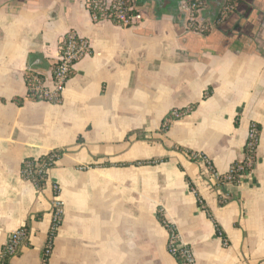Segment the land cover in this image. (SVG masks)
I'll return each instance as SVG.
<instances>
[{
    "label": "crops",
    "instance_id": "0c3cea01",
    "mask_svg": "<svg viewBox=\"0 0 264 264\" xmlns=\"http://www.w3.org/2000/svg\"><path fill=\"white\" fill-rule=\"evenodd\" d=\"M136 1L145 22L123 28L94 21L86 0H0V253L28 227L10 264H179L161 213L194 264H264V0H241L208 35L187 30L189 0ZM204 1L202 20H214L223 0ZM71 31L93 55L60 104L31 100L27 74L50 75ZM254 124L251 173L216 186L189 152L226 175ZM53 151L62 156L39 191L23 163ZM54 184L64 220L44 263Z\"/></svg>",
    "mask_w": 264,
    "mask_h": 264
},
{
    "label": "built area",
    "instance_id": "2783aa9c",
    "mask_svg": "<svg viewBox=\"0 0 264 264\" xmlns=\"http://www.w3.org/2000/svg\"><path fill=\"white\" fill-rule=\"evenodd\" d=\"M238 4L239 0H223L218 16L214 20L204 21L202 20V12L205 9V1L189 0L186 12V28L194 34L208 35L214 29L225 24L237 9ZM85 7L90 16L97 22L107 21L123 28H137L145 22L143 11L138 7L136 0H86ZM91 55H93V49L90 42L79 37L73 31L69 32L59 45L58 59L52 66L51 74L45 75L37 71H30L27 74L29 98L40 103L60 104L63 92L72 79L76 66ZM185 115L182 111L174 110L170 113L169 118L173 122ZM258 143V130L255 125H252L242 161L232 164L226 175H219L205 157L196 153L190 154V157L193 160H202L207 163L216 186L240 184L243 178H239V174L255 166ZM60 158L61 155L53 151L41 158L25 161L22 167L23 179L32 183L37 190H45L49 172L56 166ZM53 192L52 221L42 251L47 257H51L53 253L54 242L64 220V203L60 199L61 189L58 184L53 185ZM167 230L169 232L168 249L171 255L175 259L181 255L184 260L183 264H194L191 249L180 245L177 230L172 225ZM28 239L29 234L26 232V227L15 230L3 245L0 259L16 257L19 251L26 246L25 242ZM227 244L225 241V245Z\"/></svg>",
    "mask_w": 264,
    "mask_h": 264
},
{
    "label": "trees",
    "instance_id": "16d2710c",
    "mask_svg": "<svg viewBox=\"0 0 264 264\" xmlns=\"http://www.w3.org/2000/svg\"><path fill=\"white\" fill-rule=\"evenodd\" d=\"M241 0H239V2H240ZM29 74V73H28ZM195 108H196V105H193V106H191V107H189L188 109H185V110H183L182 112L183 113H185L186 115H188V114H190L192 111H194L195 110ZM170 117V114L167 116V117H165V119L163 120V131L165 132L168 128H169V126H170V124H171V119L169 118ZM256 127H257V130H258V139L260 138V133H261V128L258 126V125H256V124H254ZM54 152H56V153H58V154H60L61 156H62V152H60V151H54ZM189 154H194L193 152H189ZM28 160H30V159H28ZM27 161V160H26ZM55 167V166H54ZM253 169V168H252ZM252 169H247V170H245V171H243V172H241L240 174H239V178L240 177H242V178H244V176H247L248 174H250L251 173V171H252ZM235 184H237V183H235ZM198 204H199V206H201V208H203V209H205V206H204V202L202 201V199L199 197V195H198ZM221 204H223V203H221ZM158 218H159V221L161 222V224L165 227V228H169L171 225L165 220V218L162 216V214L161 213H159V215H158ZM26 232H27V234H29L30 233V230H29V228L28 227H26ZM218 233L222 236V233L218 230ZM51 236V235H50ZM54 236V235H53ZM56 236V235H55ZM28 241H26L25 242V244L27 245L28 243H27ZM21 253V251H19V253H18V255ZM17 255V256H18ZM49 259H50V257H47V256H45L44 255V253L42 252V261L44 262V263H47L48 261H49ZM176 260H177V262L179 263V264H183L184 263V260H183V258L181 257V255H178V257L176 258ZM10 262H11V258H4V259H0V264H10Z\"/></svg>",
    "mask_w": 264,
    "mask_h": 264
}]
</instances>
